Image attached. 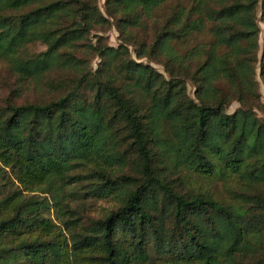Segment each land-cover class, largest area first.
I'll return each instance as SVG.
<instances>
[{
  "label": "trees",
  "instance_id": "obj_1",
  "mask_svg": "<svg viewBox=\"0 0 264 264\" xmlns=\"http://www.w3.org/2000/svg\"><path fill=\"white\" fill-rule=\"evenodd\" d=\"M167 1L105 0L112 47L88 43L108 22L96 0H0L14 76L5 96L0 79V264H264V0H190L159 20ZM206 29L209 42L176 48ZM24 86L41 96L18 102ZM192 177L233 182V198L184 188ZM73 195L113 207L85 218Z\"/></svg>",
  "mask_w": 264,
  "mask_h": 264
},
{
  "label": "rangeland",
  "instance_id": "obj_2",
  "mask_svg": "<svg viewBox=\"0 0 264 264\" xmlns=\"http://www.w3.org/2000/svg\"><path fill=\"white\" fill-rule=\"evenodd\" d=\"M189 1L190 0H168L162 5L160 9L157 10V12H155L156 16L158 17L159 20H161L169 14V11L171 10L173 6H176L177 4L186 6ZM96 6L100 10L102 15L105 18H107L108 22L105 23L103 26L96 28L94 31L90 33L88 37V43H91L93 46H96L97 42L99 41L103 45L117 47L118 45L122 43L121 41L122 36H120V33L115 26L114 19L109 17V15H107L106 13L105 0H96ZM256 17L259 20V27H260V34L258 38V43L260 47L258 56H260L261 47H262L263 39H264V24L260 21L261 13H260L259 6L256 11ZM143 33L145 35L146 42H150L151 37L153 35V28L150 25H148V31H147L148 34L146 35L145 31H143ZM138 36L142 38L144 37L143 34L140 32L138 33ZM100 38H101V41H100ZM210 40H211V36L208 30L206 29L202 33L191 36L188 40L184 41L183 43L177 44L176 48L180 52H184L185 50H188L199 43L209 42ZM128 48L130 51L131 59L138 61V62H142L144 64H149L150 66L157 69L163 76L167 77V73L165 72L161 63L152 61L149 58H143V59L138 60L133 52L132 47L128 46ZM42 50H44V46L39 43L30 45L28 47L29 53H38ZM80 57L83 59L84 64L89 69L96 70L100 65V59L96 54H83ZM0 79L2 80V83H3L2 95L5 96L8 92V86L12 87V83H14V76L11 75L7 71L6 65L3 62H0ZM256 80L259 85L258 92L260 94V101L262 104H264V88L259 78L258 70L256 71ZM25 87L26 86L22 88L24 89L25 92L22 95L21 100H19L18 102L22 103L24 102V99H30L31 97L36 98V97L41 96L40 92H37V93L33 92L34 89H31V92H28L25 90L26 89ZM187 90H188V93H190L191 95L193 94L194 89L191 84H188ZM238 107H239V104L237 102H232V104L228 107L227 112L231 113ZM258 115L264 116V113L261 112V113H258ZM187 184L189 185H184V188L191 187L194 190H201L202 192L207 191L227 201H231V199L233 198L232 194L228 192V189L232 187L233 182L225 183L219 180H208V179H200V178L192 177L191 180L187 182ZM15 185H16L15 183H11V182L8 183L7 186L3 188L2 196H4L7 193L18 190V187ZM69 190L71 189L68 188L67 191ZM23 194H27L28 196H36V197H39L40 199L46 198L48 201H50L49 194H45V193L42 194L40 192L23 193ZM65 200L71 211L73 212L80 211L83 217L85 218H98L102 216L106 211L110 210L113 207V202L109 201V199L85 200L82 197L73 195V196H67ZM70 215L72 214L66 213V215H64V219L65 220L68 219ZM49 216L51 219H53V221L58 226V228H60L61 230L64 229V227H62L60 223L58 222L57 215L53 208L51 209ZM63 232L65 235L69 236V233L66 230H63ZM261 253L264 254L263 251H261ZM15 264H19V263H15Z\"/></svg>",
  "mask_w": 264,
  "mask_h": 264
}]
</instances>
